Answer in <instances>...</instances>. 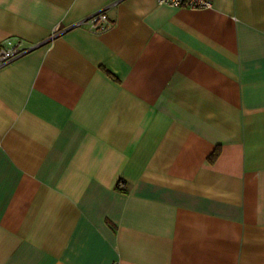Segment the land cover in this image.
Returning <instances> with one entry per match:
<instances>
[{
    "label": "crops",
    "instance_id": "obj_1",
    "mask_svg": "<svg viewBox=\"0 0 264 264\" xmlns=\"http://www.w3.org/2000/svg\"><path fill=\"white\" fill-rule=\"evenodd\" d=\"M210 1L0 0L36 45L0 65V264H264V0Z\"/></svg>",
    "mask_w": 264,
    "mask_h": 264
},
{
    "label": "built area",
    "instance_id": "obj_2",
    "mask_svg": "<svg viewBox=\"0 0 264 264\" xmlns=\"http://www.w3.org/2000/svg\"><path fill=\"white\" fill-rule=\"evenodd\" d=\"M159 4H168L174 7H183L189 9H207L212 7L210 0H157ZM88 26L94 31H104L111 26L110 19L105 9L96 11L91 15L76 21L68 26L56 25L51 33L50 39L63 33L65 30L72 27ZM49 39V40H50ZM36 45H24L19 40L7 38L0 44V65H4L25 54ZM111 264H121L119 261H113Z\"/></svg>",
    "mask_w": 264,
    "mask_h": 264
}]
</instances>
